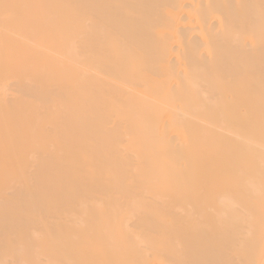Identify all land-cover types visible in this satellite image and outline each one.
I'll return each mask as SVG.
<instances>
[{
  "label": "bare ground",
  "instance_id": "bare-ground-1",
  "mask_svg": "<svg viewBox=\"0 0 264 264\" xmlns=\"http://www.w3.org/2000/svg\"><path fill=\"white\" fill-rule=\"evenodd\" d=\"M0 264H264V0H0Z\"/></svg>",
  "mask_w": 264,
  "mask_h": 264
}]
</instances>
